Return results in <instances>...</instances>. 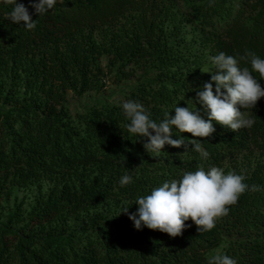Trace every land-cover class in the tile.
<instances>
[{
	"label": "trees",
	"instance_id": "trees-1",
	"mask_svg": "<svg viewBox=\"0 0 264 264\" xmlns=\"http://www.w3.org/2000/svg\"><path fill=\"white\" fill-rule=\"evenodd\" d=\"M20 2L36 21L32 30L8 20L13 5L0 0V196L43 178L53 186L0 219V264H208L216 248L236 264H264V97L242 109L251 127L233 132L213 121L211 137H197L207 160L184 145L165 144L151 156L124 128L119 106L136 100L158 121L167 110L174 114L176 103L195 107L193 89L209 79L210 56L249 49L264 58V0H57L43 15ZM101 56L119 75L127 77L131 64L144 74L121 102L79 106L69 93L105 84ZM179 135L191 147V133ZM246 151L261 156L238 172L249 190L209 231L196 232L189 218L191 227L173 237L137 230L117 214L184 171ZM125 173L133 182L121 187Z\"/></svg>",
	"mask_w": 264,
	"mask_h": 264
},
{
	"label": "clouds",
	"instance_id": "clouds-1",
	"mask_svg": "<svg viewBox=\"0 0 264 264\" xmlns=\"http://www.w3.org/2000/svg\"><path fill=\"white\" fill-rule=\"evenodd\" d=\"M5 2L13 5L7 13L8 20L27 30L35 28L36 21L23 2ZM56 3L57 0H28V5L37 15L47 13ZM211 3L212 0H209ZM209 61L211 68L205 70L210 73L209 79L193 89L195 96L191 103L195 107L176 103L172 108L174 114L167 110L157 121L136 100L126 99L120 103L126 120L124 128L142 141L144 150L151 156L157 157L165 144L174 147L184 145L185 149L190 148L207 160L210 154L197 137H211L216 131L213 121L233 132L254 124V120L242 109L255 108L258 100L264 97V87L254 75L259 73V77L264 79V58L245 49L243 54L235 56L220 51L210 56ZM185 131L191 133V147L179 135ZM172 133L176 134V138H172ZM244 181L243 174L225 171L220 166L198 167L194 171H184L178 179L162 182L146 195L137 196L130 203L137 205L134 211H129L130 204H122L117 214H126L137 230L147 227L174 237L191 227V224L185 223L191 218L197 226L196 232H206L215 226L219 217L229 212L228 205L235 204L239 196L249 190L250 186ZM132 182L133 177L128 173L118 180L121 187ZM258 187L252 185L251 189L258 190ZM208 264H236V260L223 252H216L210 256Z\"/></svg>",
	"mask_w": 264,
	"mask_h": 264
},
{
	"label": "rangeland",
	"instance_id": "rangeland-1",
	"mask_svg": "<svg viewBox=\"0 0 264 264\" xmlns=\"http://www.w3.org/2000/svg\"><path fill=\"white\" fill-rule=\"evenodd\" d=\"M99 62L103 67V80L105 82L102 88L97 91L88 90L79 97L74 96L72 93L68 94V98L77 99L79 106L90 104L93 101H108L111 103L121 102L124 97L123 92L135 85L144 74L143 69L131 64L124 67V69L127 70V74H129L127 77L119 75L120 70L117 64L111 65L109 63L110 57L108 56H101ZM260 157L261 156L256 151H246L227 157L216 166L223 167L225 171H234L238 173L249 163L254 165L255 161ZM262 159H264V157H262ZM51 186H53V181L47 178H43L40 185L36 184L29 187L13 186L9 196H0V219L4 220L6 214L12 210L15 204H21L22 208H28V206L36 202L37 196L47 193ZM93 210H102L101 204H99L97 208L91 207L89 210L90 213L88 214L90 215ZM83 214V216H88L87 212ZM216 252H220V248L207 252L208 258Z\"/></svg>",
	"mask_w": 264,
	"mask_h": 264
}]
</instances>
